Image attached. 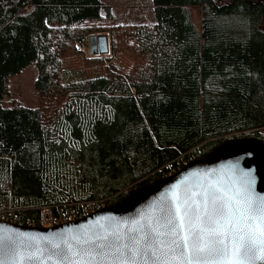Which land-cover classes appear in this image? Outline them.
<instances>
[{"label": "trees", "instance_id": "obj_1", "mask_svg": "<svg viewBox=\"0 0 264 264\" xmlns=\"http://www.w3.org/2000/svg\"><path fill=\"white\" fill-rule=\"evenodd\" d=\"M152 3L154 23L113 24L101 0H0V220L116 208L220 147L264 150V0ZM33 63L36 106L7 99Z\"/></svg>", "mask_w": 264, "mask_h": 264}, {"label": "snow or ice", "instance_id": "obj_2", "mask_svg": "<svg viewBox=\"0 0 264 264\" xmlns=\"http://www.w3.org/2000/svg\"><path fill=\"white\" fill-rule=\"evenodd\" d=\"M247 183V182H246ZM209 184L201 191L175 195L172 203L146 222L137 221L127 230L114 229L71 245L36 248L21 256L17 242L0 237L18 264H41L48 252L61 264H73L72 257L89 264H257L264 262V199H239ZM5 239L10 241L4 244ZM23 243V242H21ZM0 264H4L0 260Z\"/></svg>", "mask_w": 264, "mask_h": 264}, {"label": "water", "instance_id": "obj_3", "mask_svg": "<svg viewBox=\"0 0 264 264\" xmlns=\"http://www.w3.org/2000/svg\"><path fill=\"white\" fill-rule=\"evenodd\" d=\"M107 41L105 34L90 35L89 53L105 54L108 50ZM209 184H214L229 194L239 192V199H246L248 196L253 200L264 199V151L247 149L243 144L235 148L220 147L207 159L191 161L158 184L135 192L124 205L116 208L103 207L76 221L48 228L0 220V237H11V240L16 241L21 256L35 252L37 247L46 249L57 243L61 247L71 245L75 250L88 237L117 228L126 231L137 221L144 223L147 218L159 215L160 209L172 203L175 195H183L185 190L189 193L201 191ZM9 243L5 239L4 244ZM0 260L4 264H18L8 247H0ZM72 260L73 264H89L87 258L82 260L73 256ZM41 264H61V261L56 256L49 259L48 252H45L41 257ZM257 264L264 262L258 261Z\"/></svg>", "mask_w": 264, "mask_h": 264}, {"label": "rangeland", "instance_id": "obj_4", "mask_svg": "<svg viewBox=\"0 0 264 264\" xmlns=\"http://www.w3.org/2000/svg\"><path fill=\"white\" fill-rule=\"evenodd\" d=\"M104 5H109L113 12V24L127 23H145L152 24L155 22L153 13L152 0H101ZM195 21L198 25L199 10L194 9ZM97 35V34H96ZM86 53L89 54L88 41L83 45ZM85 51L83 52V54ZM83 56V55H82ZM80 57H76L78 60ZM37 76V69L33 64L28 65L19 75L9 80V96L7 99L17 100L21 104L36 106V92L34 89V80ZM244 148L252 149L257 152L264 151L257 144L249 142H241ZM235 146H227V148H235Z\"/></svg>", "mask_w": 264, "mask_h": 264}, {"label": "built area", "instance_id": "obj_5", "mask_svg": "<svg viewBox=\"0 0 264 264\" xmlns=\"http://www.w3.org/2000/svg\"><path fill=\"white\" fill-rule=\"evenodd\" d=\"M104 202L95 201L94 203H87L82 210H76L74 207L68 209L59 210L57 214L51 212L49 208H44L41 211L40 227L48 228L71 221H76L83 217H86L103 207Z\"/></svg>", "mask_w": 264, "mask_h": 264}]
</instances>
